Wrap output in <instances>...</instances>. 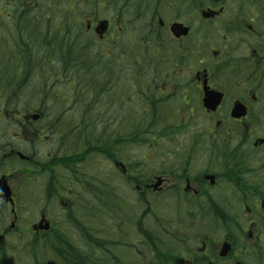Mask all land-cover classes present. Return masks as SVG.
Returning <instances> with one entry per match:
<instances>
[{"label": "flooded vegetation", "instance_id": "af4514ba", "mask_svg": "<svg viewBox=\"0 0 264 264\" xmlns=\"http://www.w3.org/2000/svg\"><path fill=\"white\" fill-rule=\"evenodd\" d=\"M124 1L112 0L113 26L98 39L101 47L117 64L118 48L144 43L158 47L165 60L173 43L174 69L147 73L142 90L167 103L179 92L193 120L179 130L184 140L174 147V167L142 179L129 168H116L124 185L134 187L137 201L151 198L155 206L169 199L171 214L129 216L124 224L117 211L120 195L112 187L116 230L110 243L121 252L105 263L264 264V0ZM138 26L141 37L133 33ZM58 66L49 65L46 75L52 78ZM60 68L63 79L76 76L69 58ZM24 91L29 93L13 106L0 98V264H16L30 245L50 237L56 222L67 224L73 195L65 186L67 170L54 160L61 147L53 127L65 124L54 119V89L45 82ZM205 92L217 101L214 106L203 105ZM130 119L119 125L130 126ZM158 125L173 126L165 120ZM90 235L101 240V232ZM81 245L83 255L92 249L85 237Z\"/></svg>", "mask_w": 264, "mask_h": 264}, {"label": "trees", "instance_id": "16d2710c", "mask_svg": "<svg viewBox=\"0 0 264 264\" xmlns=\"http://www.w3.org/2000/svg\"><path fill=\"white\" fill-rule=\"evenodd\" d=\"M0 5L8 11V15H0V89H11V93L0 94V98L5 99L7 106L16 102V90L25 86L26 75L30 72L33 74L34 68L39 69L37 73H42L37 77L41 86L47 81L46 72L51 64H60L61 67L69 58L70 64L82 67L83 73L78 71L74 79L66 81L65 89L69 92L54 95V119L65 124L55 125L53 136L60 139V154H68V157L62 156L59 162L64 167H69L73 174H86L81 171L78 162L87 160L91 154L111 160L114 151L125 142L142 143L146 141L145 134L155 136L156 131H162L159 135H165L174 130L169 127H157L161 121L167 119V102L161 101L160 97L151 98L142 90V83L145 82L143 74L159 72L147 71L154 61L146 58L140 48H136V53L133 49L122 48L124 52L117 53L115 64L111 54L97 45L91 35L83 30L82 15L89 14L93 9H110L112 0H0ZM133 33L141 37L142 27H137ZM3 47L11 50L9 56L7 52L6 57L3 54ZM45 53H48L49 57H59L60 63H45ZM151 56L154 58L156 55ZM41 64L44 66L40 70ZM19 66L22 69H19ZM60 67L54 69L51 79H62L63 70ZM117 74L132 76L131 89L142 93L145 106L143 110L133 114L131 125L122 129L111 123L109 114L111 107L121 103L122 85L116 84ZM155 93L157 91L153 90L152 94ZM66 94L70 95L71 112L65 110L63 98ZM161 105H164L165 109L160 110ZM125 119L124 117L121 121ZM130 130L132 134L127 137ZM124 134L127 138L122 137ZM88 174L90 173L87 172L85 179L94 177ZM76 183L83 184V181L81 179ZM93 183H84L92 193ZM110 197L109 194L101 197L100 209L95 208L93 199L86 201L85 213L81 210L79 199L73 201L68 229L62 228L63 224L60 223L59 228L54 229L50 237L38 240L30 246V250L24 255L30 261L27 263L106 264L105 257L112 256L111 250L118 253L116 248H111L109 240L102 237L97 241L90 234L98 231L99 223L103 235H110L113 231L112 220L116 207L114 199ZM122 200L121 196L118 199V207ZM133 210L134 218L154 216L151 205L149 202L145 203V198L134 204ZM154 231L149 228L151 241L157 238ZM82 237L86 238L87 244L90 243L92 248L86 255L80 251ZM109 264H120V261L116 259Z\"/></svg>", "mask_w": 264, "mask_h": 264}, {"label": "rangeland", "instance_id": "374dc122", "mask_svg": "<svg viewBox=\"0 0 264 264\" xmlns=\"http://www.w3.org/2000/svg\"><path fill=\"white\" fill-rule=\"evenodd\" d=\"M0 7L2 6L0 5ZM107 13H108V10L101 11L98 9H93L89 13V15L95 17L99 15H106ZM86 16L87 18L89 17L87 14L83 15L84 18H86ZM129 47H130L129 49H133L134 51L137 50L136 48H133L131 46ZM139 47H141L139 50L144 52L143 55L146 58H151L154 61V64L151 66V68H148L147 71H159V72L165 73V72H171L174 69V65L172 61L176 60V53H175L176 47L174 46L173 43L172 45H169V50L171 53H169L168 56H170V58L165 59V60H161L160 53H156V51L160 52V49L158 47L147 46L144 43L139 45ZM153 53H155L156 55L154 58H152L151 56ZM147 73L149 72L144 73L143 76H145ZM116 78H117L116 84L122 85L121 103L118 104L119 106H117L116 104L115 106L111 107L109 110V114H110L111 123L116 125L118 128L122 129L126 127L119 125L120 124L119 121L121 119H124V117L126 118L130 116L131 118L130 121L133 122L132 120L133 114L141 111V107H142L141 103H143V95L139 90L131 89L133 78L130 74H127L126 77L125 75L120 76L117 74ZM144 83L145 82L143 81L142 84ZM33 84H34L33 80L28 81L24 89L33 87ZM65 87L67 86L64 83V87L61 88L63 92L66 91ZM67 90H69V88ZM68 92L69 91H66L65 93H68ZM23 93L27 94L29 92L24 91ZM170 97L171 98L168 100L169 106L172 105V108H177V109L180 108L178 113L181 112L182 114L181 115L182 117L180 116L170 117L169 115H167V121H169L170 124L173 125L172 127L175 129L174 130L176 132L175 134L169 135L167 132L166 136L163 137L159 135L162 133V131H159V132L156 131L155 136L157 138V141H155L151 135L145 134L144 135V138L146 139L145 142H142V143L125 142L124 144L120 145V151L117 153L118 155L117 160L121 161L126 166V168L131 169L130 173L132 175H136L139 173L144 174L150 171L156 172L157 170H160L162 168H169L170 165L178 162V160L176 161L177 152L173 153L174 147L178 145L181 140H184V134L180 133V131L183 130L184 125L191 124V121L193 119L190 116L189 108L185 104H183L181 100V95L179 94V92H177L176 96L170 95ZM69 99H70L69 94H66V96L63 98V102H65L64 106H65L66 112H71ZM163 106L161 105L160 108L165 109V107ZM181 108H185V109L181 111ZM167 112H171V111L167 110ZM173 112L177 113L176 110H174ZM198 118L196 117L195 119H198ZM179 126H181L182 129ZM131 130L127 132V137L130 134H132ZM191 130L192 128L190 127L187 128L188 134H190ZM125 134L124 136H122L123 138H127L125 137ZM78 163H79L81 171L86 172V174H83L81 176L83 183L94 182L95 185L99 183L98 185H100V188H102L103 190V189H107L108 182H109L114 187V190L118 194H122V198L124 201H125L124 197L126 198L127 201H129L132 198L133 196L132 189L130 188L128 192L126 186L124 185L123 179L121 178V176L118 175L119 172L114 167L113 162L107 161L101 155L91 154L88 156L87 160H82L81 162H78ZM200 163L201 162H198L197 166H199ZM192 166H196V165L192 163ZM87 172H89L92 176L94 175V177L90 176L86 178L87 179L86 180L85 177L87 175ZM40 184L41 183L38 180V185ZM65 186L72 190L76 188L75 190L76 196L72 197L73 200H75L77 196L79 198V193L81 192L80 202L83 206L81 210L83 211V213H85L86 212V209L84 207L85 199L90 198L87 189L84 190V188H82L81 185H76L74 181L66 183ZM167 202H169V199H165V202L161 203V205L155 204V206L152 207L153 209L152 211H155V213L158 212L157 214H160V215L171 214L170 212L166 211ZM42 205L43 203L38 205V207H41ZM97 205L98 204H95V206ZM53 207H54L53 212L55 213L58 212L59 214V208L56 207V205H53ZM54 227L55 228L59 227L58 222L54 224ZM114 232L115 231H111V234L113 235ZM28 240H29V236L25 239V241H28ZM129 241L130 243L135 242L134 239L129 240ZM23 249L25 250V248ZM27 262L30 263V261L27 260V257L22 254L21 257H19V259L16 261V264H28Z\"/></svg>", "mask_w": 264, "mask_h": 264}, {"label": "water", "instance_id": "95a60500", "mask_svg": "<svg viewBox=\"0 0 264 264\" xmlns=\"http://www.w3.org/2000/svg\"><path fill=\"white\" fill-rule=\"evenodd\" d=\"M105 27H106V22L105 21H101L99 23V25L97 26L96 31L97 32H103V30L105 29ZM203 102H204V105L206 107L214 106V104L216 103V101L213 100L212 94L211 93H208V92H205V97L203 98Z\"/></svg>", "mask_w": 264, "mask_h": 264}, {"label": "bare ground", "instance_id": "6f19581e", "mask_svg": "<svg viewBox=\"0 0 264 264\" xmlns=\"http://www.w3.org/2000/svg\"><path fill=\"white\" fill-rule=\"evenodd\" d=\"M156 213H158V212H156Z\"/></svg>", "mask_w": 264, "mask_h": 264}]
</instances>
